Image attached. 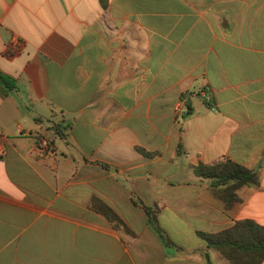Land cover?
<instances>
[{
  "label": "crops",
  "instance_id": "1",
  "mask_svg": "<svg viewBox=\"0 0 264 264\" xmlns=\"http://www.w3.org/2000/svg\"><path fill=\"white\" fill-rule=\"evenodd\" d=\"M0 71V264H228L199 232L264 226V0H0ZM224 159L261 175L231 207Z\"/></svg>",
  "mask_w": 264,
  "mask_h": 264
},
{
  "label": "trees",
  "instance_id": "2",
  "mask_svg": "<svg viewBox=\"0 0 264 264\" xmlns=\"http://www.w3.org/2000/svg\"><path fill=\"white\" fill-rule=\"evenodd\" d=\"M0 83L6 91L17 88L16 80L0 71ZM59 127V126H58ZM178 154L185 153L179 145ZM145 153V152H144ZM195 173L202 179L211 181L214 194L225 201L228 207L238 201V191L246 187H259V171L250 169L231 159H224L213 164L199 163L194 167ZM93 207L106 216L118 228L132 233L121 217L109 206L94 199ZM147 215L148 224L159 235L166 246H176L161 227L157 206L140 204ZM209 247L218 250L228 264H262L264 262V226L252 219L237 220L228 228L219 232H199Z\"/></svg>",
  "mask_w": 264,
  "mask_h": 264
},
{
  "label": "rangeland",
  "instance_id": "3",
  "mask_svg": "<svg viewBox=\"0 0 264 264\" xmlns=\"http://www.w3.org/2000/svg\"><path fill=\"white\" fill-rule=\"evenodd\" d=\"M161 222V226L165 227L166 231H168L174 237V239L182 242L187 241V236H184L176 229L178 228L176 221H174L173 219L170 220L167 215H164L161 219Z\"/></svg>",
  "mask_w": 264,
  "mask_h": 264
},
{
  "label": "built area",
  "instance_id": "4",
  "mask_svg": "<svg viewBox=\"0 0 264 264\" xmlns=\"http://www.w3.org/2000/svg\"><path fill=\"white\" fill-rule=\"evenodd\" d=\"M1 138H2V135L0 134V139H1ZM2 153H3V152H2V151H0V155H2Z\"/></svg>",
  "mask_w": 264,
  "mask_h": 264
}]
</instances>
